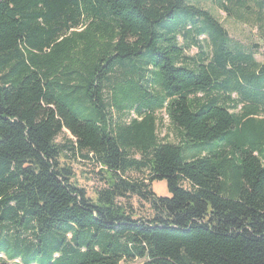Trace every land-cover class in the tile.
Listing matches in <instances>:
<instances>
[{"label":"trees","instance_id":"16d2710c","mask_svg":"<svg viewBox=\"0 0 264 264\" xmlns=\"http://www.w3.org/2000/svg\"><path fill=\"white\" fill-rule=\"evenodd\" d=\"M255 46L189 0H0V264H264ZM75 153L100 167L93 196Z\"/></svg>","mask_w":264,"mask_h":264},{"label":"rangeland","instance_id":"374dc122","mask_svg":"<svg viewBox=\"0 0 264 264\" xmlns=\"http://www.w3.org/2000/svg\"><path fill=\"white\" fill-rule=\"evenodd\" d=\"M189 1L200 8L208 10L226 29L232 42L239 43L243 46L256 45L253 47L255 52L254 58L259 62L264 61V1L262 2L263 6L259 7L257 5L259 0H243V4L248 6V9H243L236 4L237 0H225L224 3L231 10L230 13H227L226 10L218 5V0ZM237 10L243 11V17L240 19L233 15L232 11L235 12ZM202 38L200 37L199 39ZM197 51V47L191 45L186 53L188 55H195ZM155 115L157 117V137L159 141L178 143L181 139L180 130L170 123L164 110H157ZM125 119H128L127 116ZM69 138L68 135L62 134L57 138V142L62 144ZM134 156L139 157L137 154ZM61 162L68 163L72 166L74 182L78 186L83 187L87 195L93 196L94 191L104 187V181L100 179L101 175L98 173L100 167L83 159L79 153L71 155L70 159L62 157ZM128 175L140 179L141 177L145 178L144 175H146V172H131ZM151 189L159 197L170 195L165 180H154L151 184ZM118 200L126 204V207H130L136 217H145L151 214L148 203L136 196ZM139 262L141 260L121 261L119 264H137ZM11 263L12 261L9 262V264ZM19 264L23 263L20 262Z\"/></svg>","mask_w":264,"mask_h":264}]
</instances>
